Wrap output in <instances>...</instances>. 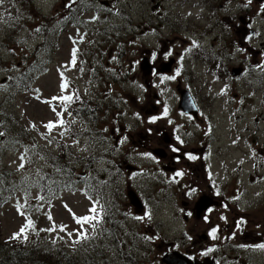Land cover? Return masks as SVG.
<instances>
[{
	"label": "rangeland",
	"instance_id": "374dc122",
	"mask_svg": "<svg viewBox=\"0 0 264 264\" xmlns=\"http://www.w3.org/2000/svg\"><path fill=\"white\" fill-rule=\"evenodd\" d=\"M262 7L245 0L0 2V264H44L47 257L48 264H165L173 253L160 262L157 246L166 247L170 242L182 251L194 242L197 245V239L184 236L189 232L201 235L204 222H196L194 217L182 220V192L173 190L172 201L163 204L165 185L175 188L177 184L159 174L164 162L152 150H165L163 133L170 134L171 127L179 136L177 143L182 145L183 140L186 156L193 149L200 156L198 150L214 139V185L234 197L228 199L227 207L213 211V224L217 219L231 229L232 219L245 212L251 233L261 234ZM249 24L254 36H250ZM206 27L208 35L201 38ZM244 27L247 31L242 36L238 31ZM149 31L156 34H147ZM157 40L160 49L154 67L159 69L169 61L166 52L175 41L181 50L195 40L204 49L186 54L180 64L182 71L164 74L161 84L155 86L139 64L144 63L146 49L158 48ZM249 60L256 61V69H251L255 75L248 71L235 84L222 87L220 83L228 82L227 69L243 64L246 71ZM195 61H199L198 66ZM132 63L139 66L136 78L129 74ZM196 69H207L206 76H199ZM64 74L72 76L76 92L84 96H80L78 116L88 119L75 121L72 131L78 137H70L68 128L66 139L61 141L58 132H65L66 114L60 99L69 96V89L65 92L61 85ZM147 79L149 87L145 83L143 90H136L138 81ZM216 81L218 85H214ZM23 87L31 88L33 94ZM183 88L195 98L199 109L195 119L186 118L178 109V89ZM168 115L175 119L169 120ZM49 123L54 126L48 128ZM208 126L210 130L205 132ZM86 131L89 135L83 136ZM70 141L72 146L67 145ZM171 144L175 145L173 140ZM199 161L200 157L189 164L193 167ZM199 168L194 173L198 182L203 181ZM127 186L142 198V212H136L129 195L126 198ZM199 186L205 189V182ZM86 187L88 194L83 192ZM243 192L251 201L246 199L237 206ZM2 197H9L3 206ZM101 199L110 211L107 223L106 214L99 209ZM175 201L179 206H173ZM85 216L92 219L77 223L76 218ZM21 228L27 236L24 240L32 241V246L21 247L30 255L27 259L11 248L19 247L9 239ZM61 247L67 254L59 255ZM144 249L152 252L147 254ZM249 253L254 254L255 264H264V251Z\"/></svg>",
	"mask_w": 264,
	"mask_h": 264
},
{
	"label": "flooded vegetation",
	"instance_id": "af4514ba",
	"mask_svg": "<svg viewBox=\"0 0 264 264\" xmlns=\"http://www.w3.org/2000/svg\"><path fill=\"white\" fill-rule=\"evenodd\" d=\"M261 7L263 5H260ZM245 23V21H244ZM213 46V44L211 45ZM195 63V62H194ZM239 69L242 68V64H238ZM250 69H256V61H252V66H250ZM211 73H212V79H213V62H211ZM248 72H242L241 76L246 75ZM250 75H255L252 71L249 72ZM229 86L232 84H235L238 79H234L230 77L229 75ZM264 96V93L262 94ZM255 94L252 95V101L255 100ZM264 98V97H263ZM182 113V112H181ZM186 118L194 119L192 115H187L182 113ZM197 116V115H196ZM213 135V132H212ZM163 145L165 147L164 156H163V162L164 164H160V175H166L167 181L170 183L173 182L175 178L179 180V183H177L175 188H170V186L167 184L165 185L166 191H167V197L164 198V203L170 202L173 199V190L176 192H182L183 197L181 200H179L180 204H183L182 210L184 213L182 214V220L184 222L189 220V217H194L196 222H204L203 226L204 231L200 235L198 233L189 232L187 236L184 237H191L198 240L197 245H195V242L186 248H184L181 252L183 255L191 259L192 261L198 260V261H207L209 264H255L252 261V257L254 254H251L248 252L255 251L260 252L264 251V249L257 247L258 245L264 244V230L262 233H257V235H254V233H251V230L253 229L250 224H246L248 221H244L242 223V227L240 231H238L239 226L235 225L231 229L229 228V224H226L225 227H223L221 224H219V220L216 219L215 223L213 224V215L210 217V215L213 213L216 209H221L227 207V201L230 197H234L231 195V192H226L225 190L218 191L216 189V186L214 185V175L213 170L211 168L212 162H213V139L208 143H205L206 148H209L210 150L207 153V156L205 159L206 163L200 161L198 164H195L193 167L189 164L190 161H187L188 156L193 152L191 150L188 155H184V148L179 144H171L172 139L169 135L163 133ZM205 147L201 148L199 151L201 152ZM173 149H176V151H173ZM196 151V150H195ZM180 152H183L181 154ZM180 165V166H178ZM185 165L186 167H183ZM197 166H201L202 169L199 168L203 175V181H196L194 176V173L197 174ZM206 167V169H205ZM159 169V168H158ZM249 170H247L248 172ZM207 172H209V176L207 175ZM171 173V174H170ZM177 173H182V175H177ZM258 179V176H257ZM181 180V181H180ZM224 182L226 183V177H223ZM205 182V189H201L199 186ZM161 185H164V183L161 181ZM209 196L211 199H213V206L209 208L207 211H205L201 217L198 219L196 217V209H195V202L196 200L203 196ZM142 200V198H141ZM187 200V202H186ZM189 201L193 202V208H191V204ZM174 207L179 206L178 202H174ZM187 210V211H186ZM143 209L141 210V212ZM169 218V217H168ZM238 218L247 219L246 214H242V216H239ZM113 219V218H112ZM148 219V217H147ZM221 219V218H220ZM156 229L159 228V224H155ZM213 229H215V235H211L213 232ZM146 237V236H145ZM159 240V239H156ZM149 241H152L150 239ZM166 247L163 246V244L157 246L156 251L158 254H160V262L161 259L166 256L168 252H171L173 249V243L167 242ZM165 244V243H164ZM115 246V245H113ZM112 246V247H113ZM113 249V248H112ZM113 250H117V248H114ZM144 251L148 254L151 253L152 250L144 249ZM127 254V252H125ZM131 262L133 261V256H130ZM135 260V259H134ZM150 264H155L154 262H151Z\"/></svg>",
	"mask_w": 264,
	"mask_h": 264
},
{
	"label": "water",
	"instance_id": "95a60500",
	"mask_svg": "<svg viewBox=\"0 0 264 264\" xmlns=\"http://www.w3.org/2000/svg\"><path fill=\"white\" fill-rule=\"evenodd\" d=\"M254 1H258V2H261L262 0H254ZM169 65H167V69L163 70V71H168L169 70ZM238 73V72H237ZM237 73H235L237 75ZM179 107L180 108H183L185 111L187 112H194V106L192 105L191 103V99L188 95V93L185 91L182 93L181 95V100H180V104H179ZM161 150H158V152H156L159 156H163L162 154L160 155V152ZM132 196V197H131ZM130 200L132 202V204H134L137 208H140V203H139V200L137 199L136 195L132 192V194L130 195ZM206 197H202L201 199H199V202L197 203V208L198 210L201 212V211H204L205 209H207L211 203L208 202V200L206 201ZM199 206V207H198ZM175 260H167L166 261V264H186L184 262V260L179 257V255H175ZM189 264V263H188Z\"/></svg>",
	"mask_w": 264,
	"mask_h": 264
},
{
	"label": "snow or ice",
	"instance_id": "6c2138e0",
	"mask_svg": "<svg viewBox=\"0 0 264 264\" xmlns=\"http://www.w3.org/2000/svg\"><path fill=\"white\" fill-rule=\"evenodd\" d=\"M0 2H2V0H0ZM73 63H75V61H73ZM63 99L65 101H71L72 97H70V96L69 97H64ZM165 112H167V110H165ZM154 119L155 118H153V120ZM61 123H62V121H61ZM53 126L54 125L52 123H49L47 125L48 128H52ZM173 151H176V149H173ZM190 158H192V157H190ZM21 167H23V165H21ZM177 175H182V173H177ZM90 211L95 212V208L90 209ZM91 219H92V217H88V216L76 218L77 223L89 222ZM28 226L29 227L32 226V222L31 221L28 222ZM53 230H55V229L54 228L53 229H48V231H53ZM61 230H64L63 226L61 227ZM23 231H24V228H21V232H23ZM211 235H213V236L215 235V229L213 230V232L211 233ZM14 238H16V237H14ZM257 247L264 249V244L258 245Z\"/></svg>",
	"mask_w": 264,
	"mask_h": 264
},
{
	"label": "trees",
	"instance_id": "16d2710c",
	"mask_svg": "<svg viewBox=\"0 0 264 264\" xmlns=\"http://www.w3.org/2000/svg\"><path fill=\"white\" fill-rule=\"evenodd\" d=\"M26 3V5L28 4V2L26 1L25 2ZM68 105H70L68 102H67V107H68ZM4 247V246H3ZM19 248H16V247H11V248H16L17 249V254H19L20 256H23V257H25L26 259L27 258H29L30 257V255L29 254H27L26 253V250L25 249H23V248H21V247H23V246H18ZM34 251H36V250H34ZM58 253H59V255H60V253H64V251L63 250H58ZM65 254V253H64ZM47 260L48 261H46V258H44V264H48L49 262H50V258L49 257H47Z\"/></svg>",
	"mask_w": 264,
	"mask_h": 264
}]
</instances>
